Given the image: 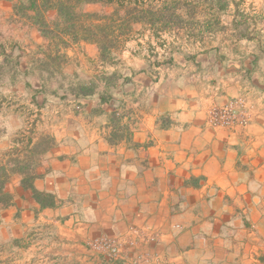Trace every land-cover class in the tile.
Segmentation results:
<instances>
[{"label":"crops","instance_id":"crops-1","mask_svg":"<svg viewBox=\"0 0 264 264\" xmlns=\"http://www.w3.org/2000/svg\"><path fill=\"white\" fill-rule=\"evenodd\" d=\"M11 3L18 16L22 3ZM200 5L217 14L214 37L153 54L118 30L114 40L45 35L24 8L44 62L39 78L24 74L52 142L31 177L11 174L1 222L72 264H132L146 252L157 264H264V0ZM43 21L56 30L62 19L49 8ZM237 97L245 126L209 123ZM104 237L123 244V259L91 248Z\"/></svg>","mask_w":264,"mask_h":264},{"label":"rangeland","instance_id":"rangeland-1","mask_svg":"<svg viewBox=\"0 0 264 264\" xmlns=\"http://www.w3.org/2000/svg\"><path fill=\"white\" fill-rule=\"evenodd\" d=\"M16 1L28 4L27 0H0V160L2 162L23 158L32 150L35 157H38L52 142L48 127L44 122H40L36 115V107L32 102L34 91L28 79L32 75L39 78L37 74L44 65L42 52L36 47H31V42L36 38V32L30 25L32 13L21 10L18 16L13 15L11 2ZM42 1L37 2L40 4ZM200 2L201 0L98 2L90 9L85 7L86 4L77 8L75 19L78 24H91L98 18H105L103 16L113 13L116 9L119 14L124 15H128V11L133 12L130 15L131 20L144 15L145 17H139L141 19L134 21L143 22V26L137 25L132 30V26L129 25L130 32H125L129 36L127 40L136 42L134 48L140 45L136 50L141 52L148 50L153 54L157 48L170 52L188 48L191 42L209 41L214 37V32L216 33L221 27L218 25L217 14L202 10ZM87 14L98 16L92 17ZM36 17L37 14L35 20ZM116 17L120 18L119 15ZM105 24H108L107 20ZM118 24L120 23H111V27L108 25L107 27L110 28H107L106 34L101 32L94 35L114 40L117 30L119 31ZM78 26L81 28L80 25ZM65 28L66 24L60 22V32H64L62 30ZM151 41L154 42V46ZM115 56L111 54L110 61L119 66L120 59L114 60ZM63 62L62 58L53 60L58 66ZM25 68H30L31 71L35 68L37 72H32L29 76L24 74ZM29 136L32 137L31 142H28ZM91 248L111 262L121 260L110 258L105 251L95 250L92 245ZM57 254L56 251L43 247L39 238L36 241L28 240L23 226L0 221V264H72V261L64 259L61 255L58 257Z\"/></svg>","mask_w":264,"mask_h":264},{"label":"trees","instance_id":"trees-1","mask_svg":"<svg viewBox=\"0 0 264 264\" xmlns=\"http://www.w3.org/2000/svg\"><path fill=\"white\" fill-rule=\"evenodd\" d=\"M37 1L38 0H27L26 2L28 4H22V5L17 6L16 10H18L17 12H19L21 10H24L25 7L36 10L37 12L36 20L38 21V23L39 22L41 23L42 32L45 35H50V36L54 35L53 33L55 32L56 33L60 32L59 30L60 23L59 22L56 23V26L58 27V29L46 30L45 28L46 23H44L43 19H44V12L49 8L57 9V11L59 12V17L62 19L61 22H64V24H66L65 30H62V31L74 37H77L80 34V31L82 34H86L87 36L90 34L101 33V32H103V34H106V30L107 28L111 27V23L112 24L120 23L118 24L119 33H125L128 30L130 24H132L134 21H138L139 19H141L139 17H145L143 15V16H139L138 18H136V20L135 19L131 20L130 15H132L133 12L131 13V11H128L127 12L128 15H124V14H119L118 9H116L110 15L108 14V15L103 16L106 18L108 24L101 25V24H94V23L93 24L83 23L82 25V24H78V22L76 21L77 19H75V17H77V14H76L77 8L87 3H98V2L114 3L116 0H43L42 3L40 4ZM120 1L122 2L123 0H120ZM87 15L92 16V17L98 16L97 14H87ZM117 15H119L120 17L119 19H117L116 17ZM78 25H80L81 28H78L79 27ZM108 25H110V27H107ZM31 141H32V137L29 136L28 142H31ZM33 152L34 151L32 150L31 154H28L24 156L23 158L22 157L16 158L15 160L8 161V162L6 161L2 162L0 160V204H8L11 201V194L6 191L5 186L8 180L10 179V176L12 173H15V172L26 173L28 174V177H31L29 174V171L32 167V164L38 159V157H35Z\"/></svg>","mask_w":264,"mask_h":264},{"label":"built area","instance_id":"built-area-1","mask_svg":"<svg viewBox=\"0 0 264 264\" xmlns=\"http://www.w3.org/2000/svg\"><path fill=\"white\" fill-rule=\"evenodd\" d=\"M77 109H81V104H77ZM247 100L243 97H237L230 100L222 107H216L210 112L209 123L214 126H232L240 124L245 126L248 122L246 115ZM92 247L98 251H105L108 256L115 260L123 259L125 256V249L123 244L112 238H101L91 243ZM157 255L152 252H146L145 255L141 254L135 257L132 264H157Z\"/></svg>","mask_w":264,"mask_h":264}]
</instances>
